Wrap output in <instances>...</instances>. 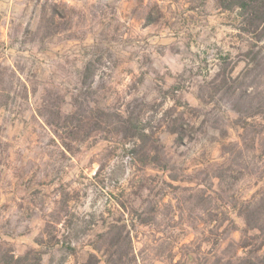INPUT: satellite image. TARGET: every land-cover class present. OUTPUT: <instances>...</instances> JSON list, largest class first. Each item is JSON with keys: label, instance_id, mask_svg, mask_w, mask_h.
<instances>
[{"label": "rangeland", "instance_id": "1", "mask_svg": "<svg viewBox=\"0 0 264 264\" xmlns=\"http://www.w3.org/2000/svg\"><path fill=\"white\" fill-rule=\"evenodd\" d=\"M238 22L216 0H0V264L30 250L42 264H91L99 231L135 208L151 217L163 197L156 221L130 225V264L234 250L245 223L231 201L256 181L229 182L226 197L212 164L240 133L217 86L247 66ZM244 78L229 91H251ZM129 112L149 134L134 159L116 123ZM145 150L168 169L142 164Z\"/></svg>", "mask_w": 264, "mask_h": 264}, {"label": "trees", "instance_id": "2", "mask_svg": "<svg viewBox=\"0 0 264 264\" xmlns=\"http://www.w3.org/2000/svg\"><path fill=\"white\" fill-rule=\"evenodd\" d=\"M218 7L225 11H235L239 19L237 28L241 36H247L248 56L247 66L242 74L236 77L224 76L217 85L218 89L224 90V94H231L232 108L238 113L237 122L240 133L236 140L222 143L223 161L212 164L215 167V177L218 178L220 194L226 197L233 196L228 193L225 187L228 183L235 185L246 173L255 178L257 188L250 197L239 196L231 201L236 213L244 220V227L240 229L241 235L238 241L231 240L229 244L234 250L227 252L226 247L215 255H209L205 264H264V257H256L254 253L264 247V0H216ZM226 59V57H224ZM241 77H251V91L238 90L230 92L233 85L230 81L237 83ZM245 78L243 80H245ZM243 81L240 82L242 86ZM234 83V84H235ZM238 87V88H239ZM101 110L95 112L94 116L99 117ZM52 113V112H51ZM52 119H47L49 124H56L64 117L60 110L52 113ZM119 121L118 132H124L126 136H132L131 152L133 159L140 149H144L147 141L148 131L139 122V116L134 112L122 116L117 114ZM72 122H76V115L70 116ZM78 122L80 119H76ZM71 122V123H72ZM120 135V134H119ZM159 150H156L150 157V151L145 150L144 156L139 160L142 164L167 170V164L159 159ZM155 154V155H154ZM244 170H247L245 172ZM176 180L175 175H168ZM232 198V197H231ZM163 198L154 204L156 214L151 217H142L140 208H135V215L131 218L120 216L112 219L109 224L97 233L99 239L93 243L95 252L91 253L94 261L91 264H130L135 259L134 238L130 225L150 224L157 219V208L162 204ZM131 222V224H130ZM222 226V223L218 225ZM232 230H239V227L232 223ZM231 232V229H225ZM261 238V239H258ZM65 243V240L61 241ZM253 246L254 249H251ZM72 249V247H69ZM32 254V250L15 258L16 264H42V253ZM99 254H101L99 256ZM213 256V257H212ZM176 263H181L177 261Z\"/></svg>", "mask_w": 264, "mask_h": 264}]
</instances>
